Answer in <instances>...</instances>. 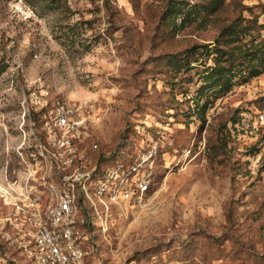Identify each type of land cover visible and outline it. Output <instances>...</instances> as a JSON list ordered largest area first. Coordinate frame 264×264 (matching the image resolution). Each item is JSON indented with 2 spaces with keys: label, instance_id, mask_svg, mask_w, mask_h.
I'll use <instances>...</instances> for the list:
<instances>
[{
  "label": "rangeland",
  "instance_id": "obj_1",
  "mask_svg": "<svg viewBox=\"0 0 264 264\" xmlns=\"http://www.w3.org/2000/svg\"><path fill=\"white\" fill-rule=\"evenodd\" d=\"M175 1L212 0H0V183L66 100L91 165L159 145L145 201L95 217L88 264H264V66L236 65L227 91L206 81L218 43L264 50V0H222L183 26ZM235 26L247 31L227 46ZM196 45L190 67L174 61Z\"/></svg>",
  "mask_w": 264,
  "mask_h": 264
},
{
  "label": "built area",
  "instance_id": "obj_2",
  "mask_svg": "<svg viewBox=\"0 0 264 264\" xmlns=\"http://www.w3.org/2000/svg\"><path fill=\"white\" fill-rule=\"evenodd\" d=\"M76 111L75 104L57 100L33 131L36 143L18 148L20 171L0 183L7 208L0 210V242L24 260L19 264H88L84 224L114 208L142 204L155 183L157 142L91 165L76 144L83 122ZM256 114L264 125V104Z\"/></svg>",
  "mask_w": 264,
  "mask_h": 264
},
{
  "label": "trees",
  "instance_id": "obj_3",
  "mask_svg": "<svg viewBox=\"0 0 264 264\" xmlns=\"http://www.w3.org/2000/svg\"><path fill=\"white\" fill-rule=\"evenodd\" d=\"M55 4L62 3L61 0H51ZM189 3V2H188ZM222 3V0H212L209 4H194L190 5L188 7V10H185L183 6H180L177 1H175L170 6V15L175 20L176 26H183L186 24L187 21L195 20L198 21L201 18V21L205 19V13L209 11L210 8L215 11L218 7H220V4ZM65 5V2H64ZM189 5V4H188ZM182 15L180 23L176 22L177 17ZM235 27H228L226 30L225 36V44L229 46L232 43H236L240 40V33L246 32L243 30H240ZM230 29V30H228ZM228 30V31H227ZM223 31V32H224ZM204 45H196L192 49H190L188 55L181 56L179 60H176V63H181V66L187 65L190 67V64L192 62L198 61V58L194 57V53L197 49L201 48ZM235 49V50H234ZM214 53L216 54L213 56V64L206 67L207 74H206V81L213 85H226L225 91H227L231 84H232V75L236 73L234 68H236V65H242L246 62H252L254 60H258V66H264V50L262 48L257 47L255 51L250 52V50H246L240 46H234L233 48H224L223 46L218 43L217 46L213 49ZM179 61V62H178ZM261 70H254L252 75H258ZM263 99V98H262ZM262 105L264 104V100H262ZM261 107V106H260ZM259 107V108H260ZM116 153L113 158L117 156ZM102 163V162H101ZM106 163V162H104ZM81 199V198H80ZM84 213L87 216V210L85 208ZM93 224L91 221L86 222L84 226L90 231L93 227ZM90 242V241H89ZM0 248L2 251L5 250V244L3 242H0ZM88 247H86L87 250ZM88 251V250H87Z\"/></svg>",
  "mask_w": 264,
  "mask_h": 264
}]
</instances>
